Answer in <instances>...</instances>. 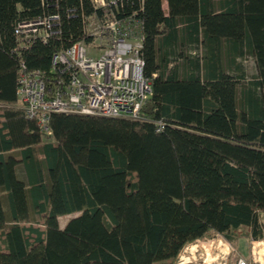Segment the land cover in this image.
Masks as SVG:
<instances>
[{
  "label": "trees",
  "instance_id": "trees-1",
  "mask_svg": "<svg viewBox=\"0 0 264 264\" xmlns=\"http://www.w3.org/2000/svg\"><path fill=\"white\" fill-rule=\"evenodd\" d=\"M118 9L142 26L140 119L53 113L45 135L17 103L18 58L47 69L92 8L0 0V264H168L210 231L264 240V0ZM43 13L58 33L15 54L14 23Z\"/></svg>",
  "mask_w": 264,
  "mask_h": 264
},
{
  "label": "built area",
  "instance_id": "built-area-1",
  "mask_svg": "<svg viewBox=\"0 0 264 264\" xmlns=\"http://www.w3.org/2000/svg\"><path fill=\"white\" fill-rule=\"evenodd\" d=\"M89 2L92 12L80 15L82 36L52 52L47 69H28L18 58L17 103L45 135L50 134L53 113L139 120L140 107L151 94L140 54L141 22L134 13L119 15L120 0ZM57 25V14L16 21L12 51L18 55L34 42L45 43L58 33ZM153 124L157 132L165 126L161 120ZM254 242L250 241V259L239 257L235 264H263L264 256L253 258Z\"/></svg>",
  "mask_w": 264,
  "mask_h": 264
},
{
  "label": "rangeland",
  "instance_id": "rangeland-1",
  "mask_svg": "<svg viewBox=\"0 0 264 264\" xmlns=\"http://www.w3.org/2000/svg\"><path fill=\"white\" fill-rule=\"evenodd\" d=\"M240 62L245 67L248 75L254 72L253 62L250 57L245 56ZM3 207L6 211L7 206L4 201ZM75 215L77 213L58 216V226L61 228L69 218ZM252 250L253 258L260 260L264 256V241L258 245L256 242L253 243ZM250 254V242L247 243L244 240L240 241L235 238L227 241L221 235L210 231L203 238L194 240L183 246L177 256L168 264H235L239 257L249 260ZM160 264L167 263L161 262Z\"/></svg>",
  "mask_w": 264,
  "mask_h": 264
},
{
  "label": "crops",
  "instance_id": "crops-1",
  "mask_svg": "<svg viewBox=\"0 0 264 264\" xmlns=\"http://www.w3.org/2000/svg\"><path fill=\"white\" fill-rule=\"evenodd\" d=\"M255 241H259L260 243H263L264 240H255Z\"/></svg>",
  "mask_w": 264,
  "mask_h": 264
},
{
  "label": "bare ground",
  "instance_id": "bare-ground-1",
  "mask_svg": "<svg viewBox=\"0 0 264 264\" xmlns=\"http://www.w3.org/2000/svg\"><path fill=\"white\" fill-rule=\"evenodd\" d=\"M255 243V242H254ZM256 244L258 245L259 244V242H256ZM263 250V249H262Z\"/></svg>",
  "mask_w": 264,
  "mask_h": 264
},
{
  "label": "water",
  "instance_id": "water-1",
  "mask_svg": "<svg viewBox=\"0 0 264 264\" xmlns=\"http://www.w3.org/2000/svg\"><path fill=\"white\" fill-rule=\"evenodd\" d=\"M263 264H264V261H263Z\"/></svg>",
  "mask_w": 264,
  "mask_h": 264
}]
</instances>
